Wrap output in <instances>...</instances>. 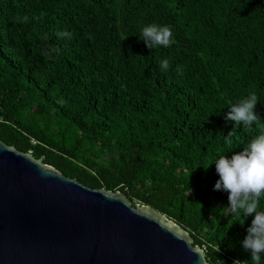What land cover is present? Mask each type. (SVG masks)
I'll return each mask as SVG.
<instances>
[{
  "label": "trees",
  "instance_id": "trees-1",
  "mask_svg": "<svg viewBox=\"0 0 264 264\" xmlns=\"http://www.w3.org/2000/svg\"><path fill=\"white\" fill-rule=\"evenodd\" d=\"M151 23L175 43L148 48L138 37ZM253 92L259 122L235 127L228 107ZM258 134L264 0H0V140L155 209L209 264H252L241 244L252 216L214 190L211 164Z\"/></svg>",
  "mask_w": 264,
  "mask_h": 264
},
{
  "label": "water",
  "instance_id": "water-1",
  "mask_svg": "<svg viewBox=\"0 0 264 264\" xmlns=\"http://www.w3.org/2000/svg\"><path fill=\"white\" fill-rule=\"evenodd\" d=\"M188 233L0 140V264H209Z\"/></svg>",
  "mask_w": 264,
  "mask_h": 264
},
{
  "label": "clouds",
  "instance_id": "clouds-1",
  "mask_svg": "<svg viewBox=\"0 0 264 264\" xmlns=\"http://www.w3.org/2000/svg\"><path fill=\"white\" fill-rule=\"evenodd\" d=\"M60 35L71 38L68 31ZM138 38L150 49L161 46L168 48L175 43L173 29L167 24H147L141 29ZM169 67V59H163L161 69L167 70ZM177 71L182 74V69L177 68ZM258 101H260L258 95L253 92L232 103L228 107L225 119L234 122L235 127L243 125L245 128H252L259 122L260 115L256 111ZM224 142L231 144L230 136H226ZM213 164L219 177L214 184V190L228 192V207L234 213H239L245 218L252 216L241 244L251 254L252 264H262L264 210L260 208V204L261 197L264 196V134L256 135L241 151L218 156L211 165ZM240 262L234 260L233 264Z\"/></svg>",
  "mask_w": 264,
  "mask_h": 264
}]
</instances>
